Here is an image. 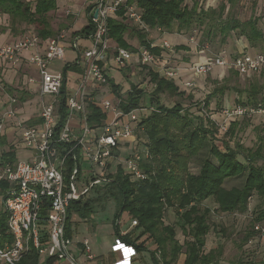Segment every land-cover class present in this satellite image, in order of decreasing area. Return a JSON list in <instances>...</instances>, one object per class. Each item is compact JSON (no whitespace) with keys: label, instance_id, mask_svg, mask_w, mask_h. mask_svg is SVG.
<instances>
[{"label":"built area","instance_id":"obj_1","mask_svg":"<svg viewBox=\"0 0 264 264\" xmlns=\"http://www.w3.org/2000/svg\"><path fill=\"white\" fill-rule=\"evenodd\" d=\"M222 1L183 2L188 7L194 4L206 9ZM82 2L86 24L91 23L93 27L88 35L74 36L70 43H66L64 32L44 41L36 34H28L13 43L0 44V65L6 67L3 72L13 71L17 76L23 64L35 70L34 76L21 74L25 82L19 91L36 97L38 108L35 118L40 120L38 124L28 125L21 119L16 108L19 101L15 96L8 98L6 108L2 104L0 136L13 123V134L8 143L14 150L26 151L28 157L17 159L13 165L0 164V181L8 184L3 200L7 229L14 240L11 247L0 248V264H16L31 246L39 259L53 257L52 264H76L70 250L71 239L64 235L71 204L81 201L93 190L108 186L110 176L117 170L131 183L147 180L141 165L148 159V151L143 145L138 150L137 132L141 129L138 127L139 118L147 117L154 108L139 106L125 113L119 109V102L105 99L96 104V92L108 85L110 69L126 68L135 59L136 64L147 67L166 80L177 81L186 93L197 86L195 78L210 74L214 67L233 70L246 78L264 69V54L261 53H241L231 58L222 51L203 62L182 65L172 63L170 58L156 55L144 46L138 47L134 53L112 47L107 36L108 19L116 18L117 13L123 10L126 21L141 23L137 5L128 4L127 0ZM94 11L95 18L90 16ZM84 42L88 46H83ZM152 47L157 46L150 43ZM66 48L75 54L70 64L77 71L66 75L48 71V66L55 61L65 60ZM159 48L169 50L170 46L163 42ZM183 71L193 77L183 80ZM89 104L96 106L105 116L101 124H88ZM252 118L264 121L261 103L224 105L218 113V121L214 122L218 133L223 135L233 122ZM85 177L90 180L86 183L79 181ZM131 225L136 226V221L133 220ZM43 232L46 239H42ZM81 244L85 256L92 258L89 240L85 238ZM113 250L115 264H130L136 253L133 245L120 239H116Z\"/></svg>","mask_w":264,"mask_h":264},{"label":"trees","instance_id":"obj_2","mask_svg":"<svg viewBox=\"0 0 264 264\" xmlns=\"http://www.w3.org/2000/svg\"><path fill=\"white\" fill-rule=\"evenodd\" d=\"M183 1L127 0V3L137 5L141 12V23L151 29L169 30L173 23H176L179 30H188L195 21L199 24L202 21H207L206 36L219 37L221 45L226 43L231 34L243 37L249 47L254 49H260V46L264 44V34L258 26L260 20L258 17L251 15L246 21H241L232 14L239 0H228V6L220 4L216 9H208L207 11H198L194 4L192 7L195 6V8L188 7ZM55 10V0H0V20H3L4 23L6 18L9 20V32L13 36L26 33L24 29L17 28L21 25L32 28L30 33L36 34L43 41L56 37L60 31L68 30L70 25H61L57 29L52 26L49 17ZM123 13L124 11L120 10L116 18H110L107 21L108 39L116 47L132 53L136 52V48L129 45L124 39V34L132 30L139 47L144 46L156 55L169 58L163 49L159 47L150 48V42L146 40V35L138 30L133 31L128 26ZM92 30L91 23H88L79 31L74 32L72 37L88 35ZM30 33L28 32V34ZM175 50L188 49L178 46ZM235 56L237 55L235 54L233 57ZM229 57L231 56L229 55ZM22 67L25 65L23 64ZM5 69L6 67L1 64L0 71ZM70 71H77V68L66 63L62 68V74L66 75ZM147 71L154 86L152 96L150 99L148 98L147 103L151 107L154 106V111L150 112L147 117H142L138 124L145 138L141 144L148 151V159L141 165L147 174V180L131 183L128 177L123 176L122 172L117 170L110 176L111 183L98 190H104L108 197L115 201L116 214L113 220L115 232L117 229L116 220L123 212H127L132 220L137 223L135 228L140 230L138 237L147 235L156 245L155 253L160 254L162 264H178L181 254L184 255L181 264H219L222 257V247L218 246L207 252L204 250L206 237L210 231V210L203 207L201 203L212 199L217 205V210L227 214L245 212L253 195L258 196L264 203V127L255 149L245 148L241 145L231 147L225 141L221 150L214 144L218 130L213 123L205 120L206 123L200 122L197 126L192 127L193 120L181 104L177 103L171 108L160 105L159 96L165 92L180 97L184 95L189 97L185 92L179 91L178 82L166 80L149 69ZM229 72L228 76L222 79L221 84H219L220 82H213L214 88L206 97V106L209 100L213 98H217L216 106H223V98L225 93L229 91L236 95L235 100L230 105L261 103L264 106V80L263 83L251 80L248 83V88L238 89L228 85L229 77L235 71L230 70ZM107 83L111 92L119 100L121 111L128 113L140 106L144 96L143 89L131 85L126 97L120 99L119 87L113 84L111 79ZM6 92L15 96L21 103L32 97L28 93L13 87H7ZM243 95L246 96L245 101L242 99ZM87 109L88 124L91 126L101 124L105 118L101 111L91 104L87 106ZM26 123L35 125L40 123V120L33 118ZM238 125L239 122H233L223 135L232 138ZM204 148L206 156H212L215 163H212L208 158L199 157ZM17 151L9 145L5 135L0 136V164L13 165L17 159H20L16 155ZM196 160L200 161L199 171L198 174L192 175L188 170V165L191 161ZM241 176L243 177L241 186L230 189L223 186L228 180ZM7 188L8 184L0 181L2 202L5 199ZM168 209L173 210L179 219V229L184 236L183 243H179L176 239L175 229L164 223V215ZM91 211L90 201L85 203L79 201L71 204L64 227L66 238L70 239L71 237L70 218L72 212L77 213L80 218H88ZM253 220L250 229L245 232L240 240L239 248H242L244 244L255 237L261 238L264 245V208L257 211ZM121 238L125 243L133 245L136 250L142 248L143 244L135 245L134 240L131 241L128 234ZM13 241V237L7 229V213L3 210L0 213V248L11 247ZM38 260V253L31 246L21 255L16 264H39ZM51 261H54L53 257L48 258L47 263ZM237 264L244 263L239 262ZM261 264H264V257Z\"/></svg>","mask_w":264,"mask_h":264},{"label":"rangeland","instance_id":"obj_3","mask_svg":"<svg viewBox=\"0 0 264 264\" xmlns=\"http://www.w3.org/2000/svg\"><path fill=\"white\" fill-rule=\"evenodd\" d=\"M75 1L84 5L83 2H79L80 0ZM55 4L56 10L52 12L49 17L52 26L57 29L61 25L71 26L76 23V28H78L79 14H73L71 12V9L75 4L74 1L55 0ZM67 11L69 13H67ZM232 14L238 17V19H240L241 21H246L250 18L251 15L258 17L260 19L258 26L264 34V5H259L258 0H254L249 5H237ZM83 18L85 21L86 17L84 16ZM126 22L128 26L133 29V31L138 30L140 32H143L146 35V40L151 44H154L155 46L159 47L160 45H162L163 42H166L170 46V49L164 50L163 52L167 56H169L172 63H179L182 65H190L203 62L205 60L216 57L222 51H225L227 55L233 57L236 53L235 45L236 43L240 42V37L233 34H231V36L224 45L220 44L219 37L217 36L211 35L210 37H207V31L205 30L207 21H202L201 24L195 21L192 24L191 28H189L188 30H179V27L176 23H173L171 28L169 30H166L159 28L151 29L143 25L142 23H135L131 20ZM9 28L10 23L9 20L6 18L5 23L0 26V33H3L1 32L3 29L4 32H8ZM17 28L24 29V31H26L25 34H28V32L30 33V31H32V28L25 27L24 25L18 26ZM62 32H64L66 36V43H70L71 40L68 37L69 33H67V30L60 31L59 34ZM124 39L132 47L136 49L139 47L138 41L132 30L127 31L126 34H124ZM241 41L244 42V39L242 38ZM178 46L186 47L188 50L177 51L175 50V48ZM256 51L261 54H264V44L260 46V49H256ZM63 66L64 63L60 61H55L52 65L48 66L47 70L50 72H62ZM29 68L30 69L27 70L25 67H22L21 73H19L16 76L15 81L12 82L13 86H9L5 83V81L2 80L3 76L1 75L0 71V102L3 104V108H6L8 98L11 96L6 92L7 87H16L17 89L21 88V74L25 72L27 73L28 71L32 72V67L29 66ZM220 68L226 69L222 67ZM215 69L218 70L219 68L214 67L213 72H211L213 75L217 73V70ZM147 70V68L139 64L130 63L128 67L122 68L120 70H114L112 71L113 74L110 73V75H112L114 79L112 80V83L119 87L118 95L120 99H124L126 97V94L128 93L131 85L137 87L139 86V88L143 89L144 91V96L141 99L140 106L148 108L151 107L147 103V100L151 98L154 86L153 83L150 81V77L148 76ZM131 71L134 72V75L130 74ZM34 74L35 70L33 76ZM232 74L233 75L229 77L228 85L236 87L238 89L248 88V83L251 80H256L260 83H263L264 80V70L254 73L249 79L245 77H239L236 72ZM4 76L5 79L11 78V76L7 73H5ZM204 76L201 75L200 78ZM210 79L211 78L208 77V80L204 87L194 88L188 91L187 93L185 92L189 95V97H186L185 95L183 97H180L165 92L164 94H161L159 96V103L160 105H163L168 108H171L177 103L181 104L183 109L187 111L191 120H193L192 127L197 126V124L200 122L206 123L205 120L210 121L216 127L214 120H217L216 117L222 105L216 106L217 98L209 100L208 105H205L206 97L214 88L213 84H208L209 82H211ZM219 84H221V82ZM177 85L180 87V92L185 91L180 83H177ZM96 93L97 94L95 95V102L98 105L105 99L110 100L113 103L119 102L116 96L111 92V88L108 87V85L102 87L101 90L97 91ZM225 94H227V97L223 100L224 105L230 104L233 99L235 100L236 95L232 91H229ZM242 99L245 101L246 96L243 95ZM17 105L18 106L16 108H18V110H22V112L19 113V116H24L26 117V119L28 118V120L36 117V112L38 108L36 97L32 96L24 104L19 102ZM142 117L143 116H141L139 119H141ZM236 122H239V125L234 131V136L232 138L225 137V135H222L217 132V136L214 141L216 147L222 150L223 143L226 141L231 147L241 145L245 148L255 149V147L259 143V137L262 136L264 121L259 118H252L242 119L239 121L237 120ZM12 128L14 129L13 123L11 124V126L6 128V130L8 129V135H10ZM137 136L139 140L138 150H141V143L145 141L142 129H138ZM16 155L18 158H20V160H23L22 158L26 156L27 153L26 151L18 150ZM206 155L207 154L204 148L199 157L208 158L212 163H215V159L212 156L208 155L207 157ZM199 162L200 161L196 160L191 161L189 163L188 170L190 174H198L200 165ZM89 180V177L79 178V181L85 183ZM242 182L243 177L241 176L240 178L228 180L224 183L223 186L226 189H230L232 187L241 186ZM76 185L78 186L77 183ZM2 199L3 195H0V213L4 210ZM83 200L90 201L91 208L93 212H95L92 215V217H94V220L101 219L102 222H107L109 220H112L114 212L116 214L115 201L112 198L108 197L104 190H93L90 194H87ZM201 205L210 210V231L206 237V244L204 247L205 252L219 246L222 247V257L219 264H237L239 262H243L244 264H261V261L264 257V245L263 240L261 238L255 237L250 240L247 244H244L242 248L238 247L240 240L244 236L245 232L250 229V225L253 223V218L256 215L257 211L264 208V203L258 196H252L248 203L247 210L243 213H221L217 210V205L212 199H208L202 202ZM164 223L172 226L175 229L176 239L179 241V243H183L184 236L182 235L181 230L179 229V219L175 215V212L173 210H166L164 215ZM128 235L131 236V238H137L136 236L138 234L136 232L134 233V230H132L130 233H128ZM157 256L160 259L159 253H157ZM183 257V254H181L178 260V264H181V260L183 259Z\"/></svg>","mask_w":264,"mask_h":264},{"label":"crops","instance_id":"obj_4","mask_svg":"<svg viewBox=\"0 0 264 264\" xmlns=\"http://www.w3.org/2000/svg\"><path fill=\"white\" fill-rule=\"evenodd\" d=\"M34 1V0H31ZM74 1V5L71 9V12L73 14H79V27L76 28V23H74L73 25H71L69 27V29L67 30V33H69L68 37L72 38V34L74 32L79 31L81 28H83L84 26H86V19L84 21V16L86 17L85 10H84V5H82V3H77L75 0ZM227 1L228 0H223L222 2H220L219 4L215 5L214 7H209V8H198L195 6H193L195 9H197L198 11H207L208 9H216L220 4H226L227 5ZM254 0H239L237 5H249L251 2H253ZM79 2H82L81 0ZM259 5H264V0H258ZM228 6V5H227ZM191 8L192 5H190ZM68 12V11H67ZM69 13V12H68ZM251 17V16H250ZM255 17V16H254ZM3 20H0V26L3 25ZM84 22V23H82ZM64 31V30H63ZM66 31V30H65ZM2 32V31H1ZM25 35L28 34H22L19 36H13L9 31L8 32H3L0 33V44H10L13 43L21 38H23ZM243 37H240V42L236 43L235 45V54L239 55L241 53H249V54H253V53H259L256 51V49L249 47L247 41L244 39V42L241 41ZM66 40V39H65ZM110 42V46L115 47L114 43H112L111 40H109ZM83 46H88V43L84 42L82 43ZM75 54L72 50H70L69 48H66V53H65V60L62 62L64 63V65L66 63H71L72 60L74 59ZM132 64H136L135 63V59L132 60L131 62ZM25 67L27 68V70H29L30 68L28 67V65L24 64ZM216 72L215 75H213L212 73H210L209 76L207 75H203L204 77H197L195 78L196 80V87L195 88H202L206 85V82L208 80V77L211 78V82H209L208 84L210 85L213 84V82H221L222 79L226 78L228 76V72L230 70L228 69H221L220 67ZM116 69L112 68L108 71V76L111 80H114L112 75L113 72ZM2 72V80L5 81L6 84H8L9 86H13L12 82L15 81L16 76L13 74V71L10 72ZM213 72V71H212ZM7 73L11 76V78L9 79H5L4 74ZM27 75H33L34 73V69L32 72H27ZM24 74V73H23ZM131 75H134V72L131 71L130 72ZM227 74V75H226ZM181 77L183 80H187L192 78V74L187 72V71H183L181 73ZM241 77V76H239ZM253 78V77H252ZM21 81L22 84L25 82L24 78L21 77ZM214 85V84H213ZM14 89H17L16 87H14ZM35 97V96H33ZM227 97V94H225L223 100ZM234 100V99H233ZM25 103V102H24ZM22 103V104H24ZM0 111H3L2 109V103L0 102ZM22 112L21 109H19V113ZM21 117V116H20ZM25 118V119H23ZM21 119H23L24 121H27L28 118L26 119V117H21ZM217 119H218V115H217ZM11 126V124L9 125ZM8 126V127H9ZM7 130H5L4 135L7 138V141H9V139L11 138L12 134H13V128L12 131L10 133V135H8L9 133L7 132ZM7 132V133H6ZM28 154L26 156H24L23 158H27ZM22 158V159H23ZM84 197L81 199V203H85L88 200H83ZM95 212H93V210L91 211V214L88 218H80L78 216L77 213L72 212L71 214V218H70V222H71V246H70V250L72 255L74 256L75 262L76 264H115L116 262V255L114 253V245H115V241L116 239H120L122 240L121 237H124L126 234L130 233L132 230H134V233L136 232L138 235L136 236L137 238H131V241L134 240L135 245H142V248H139L138 250H136L135 256L131 259V263L130 264H162V262L160 261V259L158 258L157 254L155 253V249H156V245L153 243V241L151 239L148 238L147 235H143L140 236V230L136 229L135 226L133 227L131 225V222L133 221L132 218L129 216V214L126 213H122L120 215V217L118 218V220H116V232L115 229H113V220L115 218V212L113 213V218L112 220H109L107 222H102L101 219L98 220H94V217H92V215ZM46 229V225L44 226ZM118 232V233H117ZM88 239L89 243H90V254L92 256V258H87L83 252V247H82V240L83 239ZM42 239H46V234L43 232L42 234ZM184 256V255H183ZM155 257V259H154ZM184 259V257H183ZM183 259L181 260V263L183 261ZM48 258H44L41 257L38 260L39 264H52V261L50 263H47ZM157 261V262H156Z\"/></svg>","mask_w":264,"mask_h":264},{"label":"water","instance_id":"obj_5","mask_svg":"<svg viewBox=\"0 0 264 264\" xmlns=\"http://www.w3.org/2000/svg\"><path fill=\"white\" fill-rule=\"evenodd\" d=\"M90 16L95 18L96 17V11H94Z\"/></svg>","mask_w":264,"mask_h":264}]
</instances>
